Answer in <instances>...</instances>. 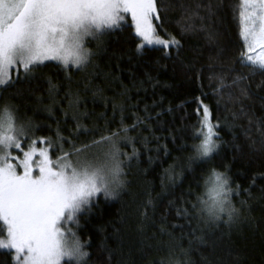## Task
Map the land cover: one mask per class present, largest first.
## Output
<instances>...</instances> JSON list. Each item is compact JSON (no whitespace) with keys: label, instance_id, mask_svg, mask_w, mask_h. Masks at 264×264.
Listing matches in <instances>:
<instances>
[{"label":"trees","instance_id":"16d2710c","mask_svg":"<svg viewBox=\"0 0 264 264\" xmlns=\"http://www.w3.org/2000/svg\"><path fill=\"white\" fill-rule=\"evenodd\" d=\"M240 4L157 0V33L175 37L178 49L138 50L140 38L125 23L90 40L93 54L79 69L47 61L30 78L21 70L1 88L0 108L30 121L37 137L55 141L59 129L65 151L68 139L83 147L102 135H123V127L133 138L120 144L131 157L124 189L79 214L86 264H264V72L240 63ZM202 103L219 147L197 159ZM74 112L90 131L74 135ZM50 151L53 159L62 155L60 144ZM212 170L231 178L239 210L232 223L209 222L198 208ZM13 257L0 249V264H15Z\"/></svg>","mask_w":264,"mask_h":264},{"label":"snow or ice","instance_id":"6c2138e0","mask_svg":"<svg viewBox=\"0 0 264 264\" xmlns=\"http://www.w3.org/2000/svg\"><path fill=\"white\" fill-rule=\"evenodd\" d=\"M208 7L211 11V5ZM239 9V35L245 48L240 63L253 73L264 72V0H241ZM128 16L135 35L143 41L138 50L146 46L180 47L175 37L165 40L157 33L153 23L160 20L157 0H0V86L13 82L14 71L18 78L21 70L25 79L30 78L34 68L46 61L63 59L67 68L65 42L70 34L85 24L120 27ZM242 78L237 76L234 83ZM241 92L247 95L243 89ZM72 119L77 121L74 135L79 136L81 128L90 131L79 123L80 114L74 112ZM199 123L207 153L209 145L217 146L214 137L218 135L207 105ZM31 129L30 122L16 126L13 115L6 121L0 119V225L4 230L0 249L13 250L15 264H61L64 257H68L64 264H71L73 259L76 264H86L89 253L81 249V238L73 228L81 226L79 214L91 211L98 197L111 199L110 184L131 159L120 144L131 143L133 138L123 127V135H102L83 147L68 139L70 150L65 151L62 142L67 138L60 136L58 129L55 141L33 140L25 151L21 138ZM37 143L47 146L38 148ZM57 144L62 155L53 159L50 149ZM97 147L102 149V156L89 159L90 149ZM13 150L21 151L23 158L13 156ZM132 155H137L135 149ZM220 190L225 191L223 184ZM224 199L231 202L229 196ZM238 212L230 207L226 223H232ZM69 235L73 237L71 249L65 243ZM198 239L203 242L202 237Z\"/></svg>","mask_w":264,"mask_h":264},{"label":"clouds","instance_id":"9594fccd","mask_svg":"<svg viewBox=\"0 0 264 264\" xmlns=\"http://www.w3.org/2000/svg\"><path fill=\"white\" fill-rule=\"evenodd\" d=\"M115 27V25H106L100 24H85L75 33H72L68 36L65 42V48L67 52V67L83 66L88 63L92 56V50L88 46L90 40L99 38L105 33V31ZM77 61L79 64L77 65ZM64 65V60L61 59L58 61ZM12 115L11 109L8 106L0 108V119L7 120V118ZM209 151L205 153L203 136L200 141L193 145V152L195 153L196 158H207L211 156L219 147L218 143L216 147L208 146ZM219 178V179H218ZM111 181L112 178L108 177ZM231 178L222 170H212L203 180V195L200 198V211L204 215L205 219L209 222L215 223L219 221L217 217L227 216V210L232 207V204L229 200L224 199V197L229 196L230 192L227 191L230 189ZM221 184L225 191H221ZM126 185V178L124 172L122 171L118 178L110 184V187L113 190V195L111 199H116L121 191ZM221 207L223 211H221ZM78 235V234H77ZM67 248L71 249L73 246V237L68 236L67 241L65 242ZM81 249L85 250V246L82 241ZM68 257H64L61 261V264H64V260H67ZM71 264H76V261L73 259Z\"/></svg>","mask_w":264,"mask_h":264},{"label":"rangeland","instance_id":"374dc122","mask_svg":"<svg viewBox=\"0 0 264 264\" xmlns=\"http://www.w3.org/2000/svg\"><path fill=\"white\" fill-rule=\"evenodd\" d=\"M125 23H131L130 22V16H128L127 17V19H126V22H122V24H125ZM153 23H154V20H153ZM114 28V27H113ZM133 28H134V25H133ZM134 31H135V28H134ZM162 38V37H161ZM162 39H164V38H162ZM165 40H167V39H165ZM89 43V42H88ZM143 43V41H142V39L140 38V44H142ZM89 46V45H88ZM90 47V46H89ZM91 48V47H90ZM92 50V49H91ZM47 62V61H46ZM56 62H58V61H56ZM17 74H16V72L14 71L13 73H12V79H13V77L14 76H16ZM4 86H6V85H3V86H0V90H1V88H3ZM204 105H207V104H205V103H202V108H203V106ZM208 106V105H207ZM9 107V106H8ZM10 108V107H9ZM209 108V107H208ZM11 109V108H10ZM209 111H210V109H209ZM11 112H12V115H13V117H14V122H15V125L16 126H19V125H28L29 124V122L30 121H27L26 119H24V118H21V117H18L12 110H11ZM202 115H203V112H202ZM212 121V120H211ZM31 123V122H30ZM31 125H32V123H31ZM42 137H37L36 135H35V133L33 132V125H32V129L29 131V133H28V136L26 137V138H24V137H22L21 138V144H22V147H23V150H27V148H28V145L29 144H31V142L33 141V140H39V139H41ZM43 139H45V138H43ZM214 139H216L215 137H214ZM46 140V139H45ZM217 141V140H216ZM47 145L46 144H39V143H37V145H36V147H46ZM12 155L13 156H17V157H20L21 159L23 158V155H22V152L21 151H16V150H13L12 151ZM50 155H51V151H50ZM95 156H102V149L101 148H97V149H90V151H89V153H88V157H89V159H93ZM208 158V157H207ZM200 159H203V158H200ZM13 163H16V161H13ZM232 194H233V191L230 193V199H231V204H232V207H234V205H233V202H232V198H231V196H232ZM203 195V194H202ZM202 197V196H201ZM198 208L200 209V199H199V201H198ZM235 208V207H234ZM236 209V208H235ZM224 217H227V216H224ZM73 231H76V228L74 227L73 228ZM4 238V236H2L0 239H3ZM7 250H11V249H7ZM13 251V250H12ZM13 255H15V253L13 252Z\"/></svg>","mask_w":264,"mask_h":264}]
</instances>
